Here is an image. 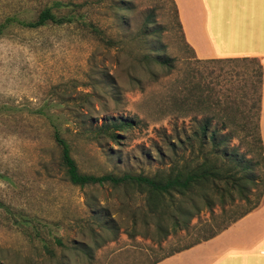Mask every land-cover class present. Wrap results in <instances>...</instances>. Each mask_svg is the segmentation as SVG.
<instances>
[{
	"label": "rangeland",
	"instance_id": "rangeland-1",
	"mask_svg": "<svg viewBox=\"0 0 264 264\" xmlns=\"http://www.w3.org/2000/svg\"><path fill=\"white\" fill-rule=\"evenodd\" d=\"M46 1L0 0V22L12 14L32 19ZM219 1L224 28L239 11ZM83 9L111 45L72 23L28 29L12 22L0 35V264H154L264 199L255 118L247 117L258 94L261 108L256 61L197 59L171 0H86ZM209 109L216 126L226 122L220 133L231 134L232 150L252 160V181L240 172L234 179L250 188L248 199L220 184L229 187L223 204L199 203L175 226L173 206L151 215L132 187L70 184L51 137L53 123L80 172L149 174L181 150L192 157V132ZM119 118L130 125L115 139L95 134Z\"/></svg>",
	"mask_w": 264,
	"mask_h": 264
},
{
	"label": "trees",
	"instance_id": "trees-1",
	"mask_svg": "<svg viewBox=\"0 0 264 264\" xmlns=\"http://www.w3.org/2000/svg\"><path fill=\"white\" fill-rule=\"evenodd\" d=\"M171 2L174 5L173 0H171ZM83 7H86V0L80 2H74L72 0H48L38 9L32 19L26 20L14 14L5 16L0 22V35L4 33L12 22L15 23V26L28 29H34L46 24L61 25L72 23L92 34L103 45H111L112 39L106 36L102 29L96 27V25L86 17V12ZM174 12L176 15L175 6ZM145 22L146 24L150 23L148 20ZM221 59L255 60L258 67L257 81L261 83V66L255 57L209 58L203 60L215 61ZM156 61L167 64L164 58L157 59ZM196 97L203 98L199 94H197ZM259 102L260 99L258 94L256 101L257 106L255 104V106L251 105V107H249L250 110L247 112V117L252 114L254 115L255 120L251 122L252 128L255 131L253 140L256 142L258 149L257 154L262 160V166L264 168L263 146L258 125L260 111ZM205 103L208 109L209 106H207V102ZM253 107L255 108L254 112H252ZM208 111L210 114H203L201 118L197 120L198 124L192 132L195 142L197 143L195 152L193 150L191 151L192 157L188 158L184 155V150H181L166 169H156L149 174L130 172L114 174L110 172L96 175L80 172L70 154L68 142L61 136L58 127L53 123L51 124V137L59 149V161L63 168L64 175L70 184L80 188L94 184H108L112 187H132L137 192L143 194L145 208L151 215L161 216L162 213L169 210V207L173 206V211L176 214L173 215V225L175 226L178 225L179 219H188L195 215L200 210L199 203H202L204 207L209 209L213 204V197H216L219 202L223 204L224 195H229V187L227 186L226 189L223 187L221 188L220 184L226 185L229 183L235 187L237 186L236 189L240 195L239 197L248 199L247 194L250 188L242 184L234 183V179L237 172H240L241 174H239V177L243 178L245 181H252L249 176L250 174H248L253 166L252 160L251 158H246L244 154L238 155L232 150V146H229L231 134L227 131L223 134L220 133V131L226 127V122L221 121L219 127L216 126V124L212 122L215 117V110L209 109ZM128 125H130L129 120L119 118L107 123H102L93 130L97 135H105L110 139H115L117 137V131ZM206 143L209 145L208 150H205ZM192 148L193 146L191 145L190 149ZM214 193H216L215 196H213ZM263 200L264 199L256 200L253 205L238 216L232 218L218 231L204 236L192 244L206 240L215 235L237 218L259 206ZM221 209L222 212H225L223 211L222 205ZM159 229H164L166 233L164 226H161ZM87 247V245H84V249H87ZM84 252L87 253L86 250H84ZM161 258L155 260L154 264Z\"/></svg>",
	"mask_w": 264,
	"mask_h": 264
},
{
	"label": "crops",
	"instance_id": "crops-1",
	"mask_svg": "<svg viewBox=\"0 0 264 264\" xmlns=\"http://www.w3.org/2000/svg\"><path fill=\"white\" fill-rule=\"evenodd\" d=\"M236 22L220 26V1L173 0L186 45L197 59L255 57L262 66L259 133L264 154V3L230 0ZM155 264H264V200L210 238L159 259Z\"/></svg>",
	"mask_w": 264,
	"mask_h": 264
},
{
	"label": "snow or ice",
	"instance_id": "snow-or-ice-1",
	"mask_svg": "<svg viewBox=\"0 0 264 264\" xmlns=\"http://www.w3.org/2000/svg\"><path fill=\"white\" fill-rule=\"evenodd\" d=\"M261 3H264V0H260Z\"/></svg>",
	"mask_w": 264,
	"mask_h": 264
}]
</instances>
